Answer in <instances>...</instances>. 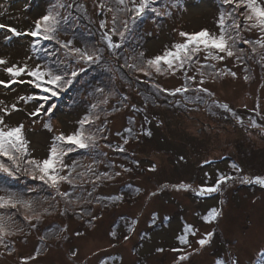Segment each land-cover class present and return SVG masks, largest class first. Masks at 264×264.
<instances>
[{"label":"rangeland","instance_id":"rangeland-1","mask_svg":"<svg viewBox=\"0 0 264 264\" xmlns=\"http://www.w3.org/2000/svg\"><path fill=\"white\" fill-rule=\"evenodd\" d=\"M83 1L78 13L87 9L92 16L87 17L86 23L78 17L72 26L65 30L61 27L57 34L62 42L71 40L73 36V47L86 48L79 43V40H84L80 31L95 27V21L99 30L102 29L100 21H105V29L108 30L128 19L127 13V17L121 15L117 17V23L112 24L113 15L117 16L122 7L117 0H107V6L103 8L100 7L103 5L101 0ZM55 2L57 0H32L30 9L22 10L24 6L21 3L26 5V0L20 3L19 0H12L8 5H0V22L12 27L19 26L16 28L18 31L26 32ZM59 2L65 3L67 0ZM128 3L131 7L130 0ZM153 7L167 14L157 16L148 12L135 24L129 20L131 30L122 40L120 50L113 52L111 58L110 55L104 57L105 61L111 59L116 67L103 64L101 68L110 71L101 74L96 73L98 63L92 64V67H97L93 71L90 67L89 76H80L63 92L72 108L83 105L82 108L87 111L83 115L92 110V104H97L98 107L92 111L99 114L100 119L95 121L91 131H95L97 126L106 129L103 133H97L98 146L94 151L74 150L65 157V162L78 159L83 165L76 172L87 173L78 181V187L61 184V191L70 194L65 199H72L76 203L66 204L64 199L58 197L59 203L52 201L47 204L44 201L37 205V210L49 208L51 214L45 213L36 229L29 228L26 222L22 223L24 232L8 238L13 250L9 252L0 246V264H19L21 257L33 255L38 247L42 251L30 264H173L177 254L169 250L180 247L175 237L185 223L199 230L196 237L189 238L193 248L197 247L196 239L203 233L213 230L216 233L212 243L199 254L192 255L186 264H213L217 257L229 252L239 255L243 264L256 261L257 251L264 246V188L237 180L229 182L222 192L209 196H197L193 190L202 184H213L218 173L264 177V139L259 134V128L249 127L250 121H255L258 126L264 125V62L260 61L259 55L252 54L247 45H240L246 51L243 63L235 57H226L222 62L206 60L204 51H201L194 62L186 64L183 70H177L175 74L166 71L164 74L145 76L135 70L121 68L120 65L125 63V54L127 62L131 64L140 52L147 59L163 54L173 43L183 42L178 35L180 31L196 33L207 29L210 33H218V14L224 10L219 0H156ZM109 8L114 11H109ZM65 15L66 12L61 13V17ZM117 27L123 30V25ZM241 35L255 41L260 33L252 30L243 31ZM6 36L10 39H5ZM24 37L11 36L6 29H0V56L8 59L9 64L15 63L16 59L31 64V59L25 57V43L21 42ZM63 54L60 45L57 50L53 44V51L42 66L59 70V61L65 63ZM117 55H120L121 63L117 61ZM248 55H253V58L248 59ZM195 60L205 66L202 69L206 73L203 87L208 89V93L195 91L196 82L201 79L196 72L198 64ZM222 69H230L236 73V77L223 75L213 78L209 75ZM245 75L250 79L245 81ZM187 76H195L196 82L187 81ZM0 78L7 79L2 71ZM154 83L168 90L186 83L191 88L187 93L173 96L168 92L157 93L152 87ZM25 87L31 86H14L11 90L0 88V100L8 104L15 102L18 96L27 95L23 93ZM97 88H103L104 92H97ZM28 95H32L31 92ZM61 95L62 92L59 97ZM240 96L242 99L236 100ZM105 97L108 102L101 103ZM39 104H44L45 108L55 106L53 113L57 116L53 120V132L43 128V122L50 120L47 117L53 113L44 115L42 112L35 123L34 118L27 116ZM220 104H227L228 110L219 107ZM19 107L21 111L5 119L9 126L24 124L25 138L29 141L28 158L37 160L46 158L53 135L75 130V119L82 112L80 109L81 112L77 109L59 112L53 100L45 103L36 99L27 105L20 103ZM236 117L242 123H238ZM126 128H132L131 135L125 131ZM147 131H151L152 135H145ZM124 138L129 139L126 145L123 144ZM108 144L112 147L105 146ZM117 145H123L126 151H114ZM4 159L0 157V160ZM133 161H140L139 166ZM232 163L242 168V173H236L231 168ZM151 164L156 165L155 172L148 171ZM89 165L96 175H101L100 180L96 181L95 175L86 171L85 167ZM123 168L130 171L124 172ZM116 171H120L121 175L114 176ZM105 172L112 178H105L102 175ZM206 172L209 173L208 177L204 175ZM26 177L32 182L31 187L40 188L39 181ZM180 183L188 184L190 188L187 191H174L170 187ZM160 185L169 187L155 197L149 195ZM9 186L12 187L9 178L0 173V195L4 194V190L13 189ZM30 188H16V192L23 193L25 198L43 194L29 192ZM117 196H122V199H113ZM221 200L224 201L223 205L220 204ZM50 204L55 207H50ZM212 207L223 209L218 224L202 220V216ZM65 208L67 212L62 214ZM82 210L85 212L83 216L79 214ZM153 212L158 215L156 226L151 225ZM93 216L95 220H92ZM164 217L169 219L160 223ZM133 219L138 223L130 241L125 243L123 236L128 234L127 225ZM64 228L66 231L61 232ZM113 231L116 238L110 235ZM77 232L83 235L77 236ZM58 235L65 238L58 239ZM41 236L46 237L43 242ZM156 247L165 248V252L155 253ZM72 251L77 252L75 257L70 256Z\"/></svg>","mask_w":264,"mask_h":264},{"label":"snow or ice","instance_id":"snow-or-ice-1","mask_svg":"<svg viewBox=\"0 0 264 264\" xmlns=\"http://www.w3.org/2000/svg\"><path fill=\"white\" fill-rule=\"evenodd\" d=\"M156 0H130L131 7L125 4V0H117V3L121 5L120 11L128 13V19L120 21L123 25V30H119L115 27L111 29L113 33L118 35L121 40L126 37V34L130 32L129 20L132 24H135L137 20L143 18L148 12L155 13L157 16L167 13L159 12L153 4ZM219 4L223 11H220L217 18L218 33H210L207 29H201L196 33H186L180 31L178 35L182 38L183 42L173 43L170 48H166L161 55H156L151 58L144 59V53H138V56L134 63L129 64L127 59L125 63L120 65L121 68H127L128 70H135L136 72L143 73L145 76H151L152 73L164 74L166 71L175 74L177 70H183L186 64L194 62V58L201 51L205 53V59L210 61L222 62L226 57H235V59L241 63L246 58V51L244 47L240 45H247L251 53L260 56V61L264 62V0H219ZM65 5L57 0V3L50 7L46 14L37 18L33 23L34 27L26 32H20L15 27L0 23V29H6L11 36H29L34 38L31 47L36 48L41 40L43 41H55L60 45V48L67 49V55L73 56L77 61H82L85 64H97L104 60L103 50L100 48H80L73 47V42L68 40L62 42L58 39V32L60 31L61 13L57 11L58 8H62ZM71 7V5H68ZM101 8L104 5H100ZM109 11H114L109 8ZM117 23V16L113 15L112 24ZM106 22L100 21V28H105ZM257 30L260 36L255 41L243 38L241 33L243 31ZM5 39H10L6 36ZM102 39L107 41V49L114 50L122 47L119 43H114L111 36L108 33H104ZM51 55V53H48ZM248 59H252L253 55H248ZM198 64L196 72L199 74L201 79L196 82L195 76H187V81L196 82L195 91L208 93V89L203 87L205 83L204 77L206 75L204 65H200L198 60H195ZM166 66V67H165ZM213 68L214 65H211ZM264 67V63H262ZM110 71V69H107ZM0 71L7 77V79L0 78V87L11 90L13 85L19 83H28L32 87L41 89L44 93L49 95H42L36 97L35 95H21L18 96L16 101L8 104L5 100H0V157L5 158L0 160V173H3L9 177H16L18 172L26 174L32 180L39 181L42 188L50 189L48 196L45 200L55 201L59 203L58 197L64 199L66 204H73L76 201L72 199H65L70 196L68 192L61 191V184L67 183L73 188L78 187L76 180L77 178H83L87 173L76 172V169L80 167L79 162L73 161L71 165L65 163V157L74 150H88L94 151L98 146L97 133H103L106 129L101 126H97L95 131H91L92 125L95 121L100 119L99 114L94 111L98 105L92 104L91 109L86 115L77 121V128L74 132L65 135L64 133L55 134L52 137L51 144L48 150V155L43 160H37L35 158H28V143L29 141L25 138L24 124L19 123L15 126H9L6 117L11 118L12 114L19 112L22 109L19 107L20 103L25 105L30 102L40 99L45 103L50 97L59 96L61 92L68 90L74 83L75 78L78 76L77 71H71L70 73L60 74L58 69H54L50 66H41L37 64L35 67L29 66L27 62L24 63H12L9 64V60L0 56ZM83 71V69H81ZM213 78L229 75L233 78L236 77V73L230 69H222L214 71L209 74ZM24 77H28L27 81ZM245 81L250 79V76H244ZM152 87L157 93L168 92L169 95L175 96L179 93H187L191 85L184 84L181 87H177L174 90H168L160 87L158 84H153ZM97 92H104L103 88H97ZM210 94V93H209ZM111 95V93H109ZM107 97L101 103H107ZM54 105L48 108L44 107V104L35 106L34 110L27 113L28 117L34 118L33 123L39 118L43 112L44 115H49L54 111ZM219 107L228 110L227 104H220ZM135 108V105H133ZM238 123H242L239 117H236ZM88 126L87 128L85 126ZM249 127L259 128V134L264 139V125H257L255 121H250ZM43 128L48 132H53L54 129L50 121L43 122ZM126 132L130 135L132 128H126ZM145 135L151 136L152 132L147 131ZM119 135V133H117ZM101 139H107L106 137L100 136ZM138 138V137H135ZM129 143L128 138L123 139V144ZM111 148L110 144L105 145ZM114 151L124 153L126 151L123 145H117ZM106 155V153L104 154ZM183 159V157H181ZM7 161V163L5 162ZM95 162V161H94ZM136 166H139L140 161H133ZM206 163H208L206 161ZM231 168L236 173H242L236 163L231 164ZM124 172L130 171L129 168H123ZM148 171L155 172L156 165H149ZM87 172L95 175V180L101 179V175H96L91 165L87 166ZM75 173V175H73ZM105 178L111 179L112 176L105 172L102 174ZM121 172L116 171L114 176H120ZM206 177L209 173L204 174ZM239 180L243 184H254L264 188V177L250 178L248 176H232L223 173H218L215 182L211 185L202 184L197 189H194V193L197 196L211 195L214 193H220L224 190V187L229 182H236ZM95 184V181H93ZM130 187V186H129ZM167 185H160L156 191L149 193L152 197L157 196L159 192L164 191ZM174 191H187L190 185L180 183L170 186ZM29 192H35L36 189L30 188ZM139 192V189H136ZM89 196L91 193L88 194ZM113 199L120 200L122 196L114 197ZM42 201L39 198L28 197L25 198L23 193L15 191L4 190V194L0 195V246H3L5 250L11 252L12 246L8 242V238L17 235L18 233L24 232V228L21 226L22 223L26 222L27 226L31 229H36L43 219L45 213L51 214L49 208H44L42 211L37 210V205ZM224 201L221 200L220 204L223 205ZM50 207L54 208L55 205L50 204ZM67 212V208L63 210V213ZM81 216L85 215L82 210L79 213ZM223 215L222 208L212 207L208 210L206 215L202 216V220L205 223H217ZM22 218V219H21ZM96 217L93 216L92 220ZM169 218L164 217V223ZM91 224V221L88 222ZM138 223L137 220L133 219L127 225V233L123 236V241L127 243L131 239V234L135 230V225ZM158 223V215L153 212L151 215V225L156 226ZM61 232L66 231V228L61 229ZM199 230L194 228L192 225L185 223L181 232L176 235L175 239L180 247L171 248L169 251L177 254L173 260V264H186L190 257L194 254H199L206 246L212 243L213 237L215 236V230L207 231L196 239L197 247L193 248L190 237H196ZM27 235V233H24ZM77 236L83 235V233H76ZM113 238H116V232L110 233ZM57 238H65L57 236ZM143 238V236L141 237ZM46 239L45 236H41L40 240L43 242ZM190 249V251H189ZM42 249L38 247L33 255L27 257H21L19 264H30L31 261H35L40 255ZM155 253H164L165 248L156 247ZM77 255L76 251L70 252L71 257ZM258 259L256 264H264V246L256 253ZM103 264V262H101ZM213 264H243L239 255L225 253L224 255L217 257Z\"/></svg>","mask_w":264,"mask_h":264},{"label":"trees","instance_id":"trees-1","mask_svg":"<svg viewBox=\"0 0 264 264\" xmlns=\"http://www.w3.org/2000/svg\"><path fill=\"white\" fill-rule=\"evenodd\" d=\"M82 2L84 3V1L83 0H67V2H65V3H62V2H60V3H62V4H64L65 6L64 7H62V8H58L57 10L60 12V13H63V12H66L67 13V15H65L64 17H62V19H61V23H60V28L61 27H64V28H61L62 30H65V29H68V27L71 25L72 26V24L74 23V22H76V20H77V18L78 17H80V19L82 20V22L83 23H86V21H87V17H91L92 15L88 12V10L86 9V10H84V12H81V13H78V9L80 8V6H81V4H82ZM101 2L103 3V5H105V6H107V0H101ZM57 2H55V4H56ZM29 4H31V1L29 2ZM54 4V5H55ZM125 4L126 5H129V3H128V0H125ZM68 5H71V7H68ZM50 7H52V6H50ZM49 7V8H50ZM48 11V10H47ZM47 13V12H46ZM121 15H124L125 17H127L126 15H127V12H122V11H120L119 13H118V15H117V17H119V16H121ZM18 22H20V20L18 21ZM95 23H96V25H95V27H92V26H90V28L89 29H86V30H81L80 31V35L81 36H83L84 35V40H79V43L81 44V45H84L86 48H93V47H95V48H100V49H102L103 50V56L104 57H106V56H109V58H111V56H112V54H113V52H115V51H118V50H120V48H118V49H114V50H108L107 48H105L104 46H106L107 47V41H105V40H103L102 39V36H103V34L104 33H108V35L109 36H111V38H112V41L114 42V43H119V44H121L122 45V40H121V38L118 36V35H116L115 33H110V30L114 27H112L111 29H108V30H106L105 28L104 29H98L97 28V25H98V22H96L95 21ZM88 24V23H87ZM94 24V23H93ZM118 25H122L120 22L119 23H117L116 24V28L118 29ZM33 26H34V24H33ZM89 30H91L90 32H89ZM75 32H77L76 31V29H75ZM88 34H90V36L88 35ZM75 35H78V34H75ZM81 38V37H80ZM72 39H74V37L73 36H71V40ZM53 42V44L54 43H56L54 40L52 41ZM55 45V47H56V49L58 50V45L57 44H54ZM130 46H131V43H130ZM82 49L84 48V47H81ZM52 51H53V45L51 46V47H49L47 50H46V53H47V57H46V59L50 56V55H48V53H52ZM62 51H63V59L62 60H64L65 61V65L64 64H62L61 63V60L59 61V65H60V68H59V71H60V74H65V73H70L71 71H77L79 74H78V76L76 77L77 78V80H74L75 82L76 81H78V78H81L80 76H82V75H85V76H89L88 74V72H89V70H90V67H91V71H93L94 69H95V67H97V66H94V67H92V64H85L84 62H82V61H77L76 59H74L73 58V56H71V55H67L66 53H67V49H65V51H64V49H62ZM109 58H107V59H109ZM124 59H126V54H125V56H124ZM117 61H119L120 62V55H117ZM77 63V65L75 66V64ZM121 63V62H120ZM37 64H40L41 65V63H40V61H37L36 62V65ZM73 64V68L71 67V65ZM103 64H106V65H110L112 68L113 67H116V65H113V62L111 61V59H110V61H105V58H104V60L103 61H101L100 63H98V65H99V70H97L96 71V73H103V72H106L107 71V69H102L101 68V66L103 65ZM35 65V66H36ZM42 66V65H41ZM81 69H83V71H81ZM85 76H83V77H85ZM26 88V90H27V93H32V95H35V96H42V95H49L48 93H44L41 89H37V88H34V87H29V88H27V87H25ZM50 100H53L56 104H57V111H59V112H64V111H69V110H73V109H77V110H79L81 113H80V116H78L75 120H76V126H75V129L77 128V121L78 120H80L84 115L83 114H85V112H87V111H84V108H82L83 107V105L82 106H80L81 108H79V106L78 107H73L72 108V106L67 102V100H68V98L67 97H64V93L62 92V95L59 97V96H56V97H50V99L48 100V101H50ZM61 109V110H60ZM59 115V114H58ZM61 115V114H60ZM56 114L55 113H53V115L51 114L49 117H47V120L48 119H50V120H48V121H50L51 122V124H52V127H53V129H54V125H53V120L56 118ZM75 131V130H74ZM74 131H72V132H74ZM72 132H69V133H67V132H62V133H64L65 135H67V134H70V133H72ZM77 151H80V150H77ZM47 155H48V151H47ZM47 157V156H46ZM77 159V158H76ZM77 162H78V159L76 160ZM5 162L7 163V161L5 160ZM65 163H67V164H69V165H71L72 164V162H69V161H66ZM79 165H80V167H78L77 169H76V171L78 170V169H80L81 168V166L83 165V163L81 162H79ZM85 168H87V167H85ZM87 171V170H86ZM19 173V175H17L16 174V177L15 178H13V177H9V176H7V175H5L6 177H8L9 178V182H10V184L12 185V187H10V188H13L12 190L10 189V191H17L16 190V188H20L21 190H23V189H25V188H27V187H31L30 185L32 184V182H30V179L29 178H27L26 177V174H23V173H20V172H18ZM23 179V181H21ZM21 181V182H20ZM77 184H78V181H81V178H77ZM20 182V183H19ZM38 185H40V188H36V186L35 187H31V188H36V191H35V193L36 194H38V193H43V194H41L40 196H35L34 195V193H32V196L34 197L35 196V198H39L42 202L40 203V204H43L44 203V201H47V204H49V203H53L52 201H48V200H45L44 198L45 197H47L48 196V194H49V192L51 191L50 189H47V188H42V186H41V184H38ZM61 187V186H60ZM6 188H8V186H6ZM81 189V188H80ZM9 190V189H8ZM67 191V190H66ZM82 191V190H81ZM69 193V192H68ZM39 205V204H38ZM258 259V257L257 258H255L254 260H257ZM253 260V261H254ZM246 264H252L251 262H249V263H246ZM253 264H256V261L255 262H253Z\"/></svg>","mask_w":264,"mask_h":264},{"label":"bare ground","instance_id":"bare-ground-1","mask_svg":"<svg viewBox=\"0 0 264 264\" xmlns=\"http://www.w3.org/2000/svg\"><path fill=\"white\" fill-rule=\"evenodd\" d=\"M243 98H244V96H243ZM241 99H242V96H240L239 98L236 97V100H241Z\"/></svg>","mask_w":264,"mask_h":264}]
</instances>
